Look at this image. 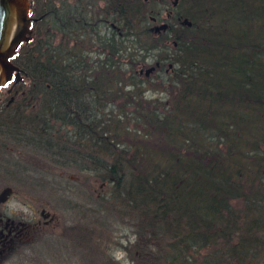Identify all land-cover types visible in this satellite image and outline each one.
I'll list each match as a JSON object with an SVG mask.
<instances>
[{
    "label": "trees",
    "instance_id": "trees-1",
    "mask_svg": "<svg viewBox=\"0 0 264 264\" xmlns=\"http://www.w3.org/2000/svg\"><path fill=\"white\" fill-rule=\"evenodd\" d=\"M121 5L124 14L129 10L131 15L129 23L122 20V29L136 31L135 25L139 24L142 31L138 34L147 37L144 51L153 49L159 53L171 46L172 51L183 50L186 55L171 57L168 62L180 65L179 58L182 62L189 60L171 73L180 89L170 92L165 100L143 99L139 93L141 82H131L138 89L124 94L123 105L133 103L135 110L118 117L128 115L130 120L133 115L131 121L143 120L146 126L144 135L137 129V135L130 138L134 143L128 159L124 157L128 149L125 152L111 149L105 158L90 157L89 160L100 167L104 159L110 160L106 173L118 184L122 156L128 162L131 178L122 192L132 210L141 217L140 231L148 229L153 238L164 239L161 235L166 233V238L169 236L170 242L166 247L161 246L164 251L159 245L160 252L169 256V264H189L191 260L198 264H264V137L260 139L264 135V0H216V11L210 15L204 32L197 33L198 40L202 37L201 42L176 34L160 39L151 36L147 23L150 24L152 15L158 17L159 13L150 0H122ZM178 5L181 9V0ZM178 13L185 14L181 10ZM216 18L221 20L208 36ZM189 19L192 27L179 28L193 32L195 23ZM171 28L172 25L169 32ZM61 29L67 30L66 26ZM164 37L172 44L177 41L176 45H166ZM39 42L31 34L29 40L20 44L12 62L23 73L31 74L28 84L31 90L35 91V79L38 80L40 91H35V95L41 97L44 114L77 129L87 124L93 151L96 142L104 147L107 143L115 144L117 132L107 130L96 118L98 106L112 100L103 97L98 82L101 77H85L88 81H82L84 77L73 73L77 68H86L82 64L87 60L81 52H74L72 58L66 53V59L52 57L50 47H42ZM81 48L76 45L74 50ZM124 52L131 54L128 50ZM132 55L128 58L129 66L138 61L132 60ZM123 64L124 72L127 69ZM196 64L200 69H196ZM188 68L204 71L201 73L204 81L200 79L199 84L197 75H184ZM170 72L169 69L165 76ZM133 75L143 77L145 82L151 78L132 71L130 77L134 78ZM178 78H184L182 85ZM75 80L82 86L74 85ZM193 85H199L200 95H193ZM246 97L248 100L243 106L241 101ZM190 98L195 101L192 107L188 105ZM175 120L185 121L190 133H195L193 128L199 129L201 142L187 133L179 142L176 137L179 127L173 125ZM261 126L263 131L258 132ZM127 127L136 129L135 124L129 123ZM82 134L85 136L84 131Z\"/></svg>",
    "mask_w": 264,
    "mask_h": 264
},
{
    "label": "rangeland",
    "instance_id": "rangeland-1",
    "mask_svg": "<svg viewBox=\"0 0 264 264\" xmlns=\"http://www.w3.org/2000/svg\"><path fill=\"white\" fill-rule=\"evenodd\" d=\"M38 1L39 0H37V5ZM50 1L51 0H46L45 6L50 5ZM150 1L151 6L154 7L155 12H157V14L159 13V15L158 17L153 15L150 17L151 22L150 24L147 23V29L151 36L158 37L159 39L165 35L171 37L176 34L190 36L193 42H201L202 37L201 40H198L200 35L197 33L200 31L202 35L204 26L210 21V15L212 12L214 13V11H216V6H214L216 0H181V9L178 5L179 0H177L176 4L173 3V0ZM96 2L100 3L98 0H96ZM120 2H122V0H120ZM62 3L64 5L62 9L64 16L63 13H61L60 16L64 21L67 1L62 0ZM117 9H119L117 12L121 13V22L123 19L127 22L130 21L131 15L129 10L124 14L125 11L123 12L121 3L120 6H117ZM178 10H181L186 15L178 13ZM190 17L195 23V30L193 32H188L184 29H180L179 26H193L192 20L189 19ZM184 18H187L190 24L182 23ZM211 19H214V15ZM220 20L219 18L214 21L208 36L213 34L215 24ZM160 23H166V27L155 31L153 27ZM171 25V32H169L168 29ZM135 26L137 29L136 31L130 28L123 30L122 25L121 31L118 30V27L117 29L113 27L114 29H111V31L106 28L112 34L117 35L116 37L114 35L112 36V38H114L113 45L117 43L116 50L115 46L110 45V42L106 39L107 36L104 28L99 24L93 30V34L95 35L94 39L97 40V42L90 45L91 52H88L85 47H82L80 51L72 49L70 30H63L61 27V30H59V25L55 23L54 20L41 23L40 28H38L36 24L32 26V37L40 40V46H49L52 50V57L57 56V58H59V56H61L66 59V56H64L66 54L72 58L74 56L71 55H73L74 52H81L82 54L83 50L86 52L87 56L85 60L87 61L82 64L83 67L86 68H77L73 73L75 72L74 75L77 74L80 75V77H84L82 81H88V79L85 80V77L91 78L97 75L101 77V79H98V82L101 83V91L104 92L103 97H110L112 100L102 102V104L98 106L96 118L104 123L107 130H112L117 133L115 134V144L107 143L104 147L103 145H98V142H96V150H91V138L90 135H88L90 131L89 126L85 124L87 127L83 126L77 129L69 123L66 124L57 120L47 113L44 114L40 101L41 97L35 95V91H40L38 80L35 79V91L31 90L28 86L31 74H29V76L28 72L22 74V70H20V75L16 81L20 80L16 83L19 84V88L21 86L23 88H21L20 91L18 90V93L11 97V100H8L6 95L3 94L2 100H0V102H2L0 105V117L6 118V121H4L6 123V135L10 137V140L26 142L32 139L33 142L39 144L38 146H40V149L33 150L29 148L28 145H26L24 149H19L18 145L13 144H10V148L6 147V155L11 156L10 163H13L10 166V173L8 174L7 180L10 181L11 185H15L20 188L21 191H25L26 194L23 195L24 197H31L36 203L47 202L49 204L48 206L57 215L58 223L46 229L43 239L30 243L31 249L29 251H26L23 255L13 254L10 264H56L54 262L57 258L67 253L72 254V261L70 264H169V256L160 252L159 248V245L160 247H166V244L170 242L169 236L166 238L167 233L165 236H163V234L161 235L165 237L164 242L163 238L151 237L148 229L144 230V232L140 231L141 226H139V220L141 221V217L136 211L132 210L131 205L128 204L129 201L126 198V194L122 192L123 188L127 185V181L131 178V167L128 165V162H126L122 156L119 163V176L121 179L120 184H118L116 180L109 178L108 173H106V164H109L111 162L110 160L104 159L103 167H100L98 164L92 165L93 162L89 160L90 157L105 158L108 150L111 151V149L114 151L122 149L123 152L128 149V153L124 155V157L128 159L132 153L130 146L134 143V139L130 138L137 135V129L140 130L143 135L145 134V121H138L137 119L135 122L131 121L133 115L130 120L127 118L128 115L122 116L121 119L118 117V114H130L135 110L133 103H125L123 105L125 101L124 94H129L131 90L134 91L138 89V85H133L131 82H138V80L141 82L140 86L142 88L139 89V93L140 96L142 95L143 99L157 98L165 100L168 98L170 92H175L180 89V85L176 84L174 81L177 80V78L173 77L171 73L175 72V68L179 70L180 65L182 66V64H185L189 59L186 58V61L182 62V58H179L180 65H178L177 62L173 65L171 62H168V60L171 57L176 58L178 55H186V52L183 50L178 51V49L172 51L169 49L171 46L159 52L161 54L153 49L144 51L143 47H146L147 41L145 39L147 37L141 35L142 33L138 34L139 31H142L139 28V24ZM85 29H87V34L92 30L88 29V27ZM165 30L166 32H164ZM164 42L166 45L172 44L170 43V39H165V37ZM172 42L174 43L172 46H175L177 43V41ZM202 48L206 49L203 45ZM43 50L45 53L46 50ZM125 50L133 54L132 60H138L135 61V64L129 66L128 58L131 54L129 52H124ZM139 50H141V52ZM232 50H234V48ZM53 52L55 54H53ZM102 52L106 54L103 55ZM116 52H119L118 55ZM89 53L91 55H88ZM142 54L144 57H141ZM117 57L119 58L116 59ZM41 59L43 60L44 58L41 57ZM159 59L164 60L165 64L163 67L166 68L165 71H163V67H157V64L154 63ZM123 63H125V68L127 69L124 72L121 70L124 68ZM169 64H171V66H169ZM151 65L154 66V72L150 73L151 78L148 80L145 79L146 82L143 77L139 78L135 75H133L134 78L130 77L132 71L139 74L138 69L140 67L141 69H145ZM116 66L119 67L118 70ZM169 69L171 72L165 76V73H167ZM196 69H200L197 64ZM202 72L204 71H192L188 68L184 70V75H197L195 79L196 82L200 84V79L204 81V79L201 78ZM212 73L214 74V72ZM139 75L144 76L143 73ZM168 80H170V82H168ZM178 80L181 81L182 85L184 78H178ZM171 81L174 84L173 88L169 87ZM189 82L192 85V80L190 81L189 79ZM128 83L131 84L129 85ZM74 85L82 86L78 80H75ZM198 86L193 85V95L196 94L198 96L201 94L198 90ZM24 90L27 94H21ZM8 96L9 95H7V97ZM247 100L248 98L246 97L245 100L241 101L243 106ZM4 102L7 104L5 105ZM194 104L195 101L190 98L188 105L192 107ZM226 105L230 106L227 103ZM231 106L236 107V104L231 103ZM239 111L243 112V110ZM229 114L231 115V112ZM234 115L233 112V116ZM228 118L231 119L232 117L229 116ZM107 121L110 123H107ZM129 123L131 125L135 124L136 129L127 127ZM173 125L179 127V130L176 132V137H178L179 142H182V138L184 139L186 133L189 137L195 138L198 142H201L199 137L201 131L199 129L193 128L192 131H195V133H190V128L185 121L178 122V120H175ZM38 127H42V130L38 131L36 129ZM263 129L261 126L258 132H262ZM83 131L86 133L85 136L82 134ZM206 132H204V135ZM37 133L42 134V137L37 138ZM193 134L198 137H195ZM55 135H58L59 139H56ZM125 136L127 138H125ZM76 137H78L77 140L75 139ZM86 137L89 139V147L86 145L83 146L82 143V145H80V152L87 148L88 152L85 153L87 158H85V155L82 153H73L72 150H68L75 143L78 144L79 140L82 141V139H86ZM147 137L149 138V136ZM263 137L264 135L261 136L260 139ZM57 141L60 146H65L64 148L67 149L51 146V143H56ZM146 141L149 144L147 138ZM14 155H17L22 160V164L16 161ZM153 157L161 158L158 155H154ZM133 161L135 163V160ZM71 162H79V166L81 165V167H83V164H86L87 167L76 168L75 166H71L73 165L70 164ZM15 164L20 168L14 169L16 167ZM67 164L69 165L67 166ZM24 165L37 166L38 169L30 172L23 167ZM92 166L95 168H92ZM14 170L15 172H13ZM19 176H21V179H18ZM150 176H152L151 173L149 177ZM1 181L4 182L5 180H0V183ZM19 182L21 185H19ZM147 219L148 218H145V221H147ZM69 236H73L74 240ZM86 238L88 240L87 245H84L82 240ZM162 242L164 243L160 244ZM161 248L162 251H164V248ZM189 264L198 263L191 260Z\"/></svg>",
    "mask_w": 264,
    "mask_h": 264
},
{
    "label": "flooded vegetation",
    "instance_id": "flooded-vegetation-1",
    "mask_svg": "<svg viewBox=\"0 0 264 264\" xmlns=\"http://www.w3.org/2000/svg\"><path fill=\"white\" fill-rule=\"evenodd\" d=\"M66 1V15L65 20L63 21L60 16V14L63 13L62 9L64 7L62 0H51L50 5L48 6H45L46 0H39L38 5L37 0H30V26L36 24V26L40 28L41 23L54 20L55 23H58L59 28L61 26H66L67 30H70L72 49H75L76 45H80L81 47H85L88 52H91L90 45L97 42V40L94 39L95 35L93 34V30L100 24L101 27L104 28L107 36L106 39L110 42V45H113L114 38H112V36L114 34L110 31L114 28L117 29V27L118 30L121 31L122 25L121 13L117 12V10H119L117 9V6H120L121 3L120 0H98L100 3H97L96 0ZM86 27H88V29H92L88 34L87 29H85ZM114 36L116 37L117 35ZM113 46H115V49L117 50V43ZM82 52L86 57V52L84 50ZM116 53L118 55L119 52ZM102 54L105 55L106 53L102 52ZM88 55L91 54L89 53ZM72 56H74V54ZM118 58L119 57L116 59ZM154 63L157 64V67H163L165 64L163 59L156 60ZM140 69L141 67L138 70L139 74ZM163 69V71L166 70L164 67ZM152 72H154V70ZM18 81H16L14 76L6 86L0 88V100H2L3 94L6 95L8 100H11V97L17 94L18 90L20 91V89L23 88L22 86L19 88V84L16 83ZM21 94L27 93L24 90ZM7 95L9 96L7 97ZM1 103L2 102H0V105ZM4 104L6 105L7 103L4 102ZM4 121H6V118L0 117V178H2L0 180H5L0 183V264H10L13 254L23 255L26 251L31 249L30 243L43 239L45 237L46 229L51 225H57L56 223H58V217L48 206L49 204L47 202L36 203L31 197H24L23 195H25L26 192L21 191V189L15 185H11L10 181L7 180L8 174L10 173V166L13 164L10 163L11 156L6 155V149L10 148V144L18 145L19 149H24L26 145H28V147L33 150L38 148L40 149V146H38L39 144L37 142H33L32 139L26 142L10 140V137L6 135V123ZM36 129L40 131L42 130V127H38ZM36 136H38L37 138H41L42 134L37 133ZM55 137L56 139H59L58 135H55ZM75 139L77 140L78 137ZM58 141L56 143H51V146L67 149L64 148L65 146H60ZM82 143L83 146L86 145L89 147V139L86 137V139L83 138L82 141L79 140L78 144L75 143L72 146L73 148L70 147L68 150H72L78 154L82 153L85 155V158H87V155L85 154L88 152L87 148L80 152V145H82ZM14 158L22 164V160L17 155H14ZM70 164H73L71 166H75L76 168L81 167V165L79 166V162H71ZM31 165H24L23 167L28 169L30 172L38 169L37 166ZM68 165L69 164H67V166ZM82 166L83 167L81 168L87 167L86 164H83ZM17 168L20 167L16 165L14 169ZM13 172H15V170ZM18 179H21V176H19ZM19 185H21L20 182ZM6 189H9L8 193H6ZM69 237H72L74 240L73 236ZM87 238L82 240L84 245H87ZM71 261L72 254L67 253L64 256L57 258L54 263L70 264Z\"/></svg>",
    "mask_w": 264,
    "mask_h": 264
},
{
    "label": "water",
    "instance_id": "water-1",
    "mask_svg": "<svg viewBox=\"0 0 264 264\" xmlns=\"http://www.w3.org/2000/svg\"><path fill=\"white\" fill-rule=\"evenodd\" d=\"M176 4L177 0H173ZM30 1L29 0H0V87L6 86L15 76L18 79L20 68L15 65L11 58L16 53L19 45L30 39ZM182 23L190 24L187 18ZM166 23L155 25V31L165 28ZM171 66V64H169ZM154 70L151 65L145 69H140L149 75ZM9 189H6L8 193Z\"/></svg>",
    "mask_w": 264,
    "mask_h": 264
},
{
    "label": "bare ground",
    "instance_id": "bare-ground-1",
    "mask_svg": "<svg viewBox=\"0 0 264 264\" xmlns=\"http://www.w3.org/2000/svg\"><path fill=\"white\" fill-rule=\"evenodd\" d=\"M74 153V152H73Z\"/></svg>",
    "mask_w": 264,
    "mask_h": 264
}]
</instances>
